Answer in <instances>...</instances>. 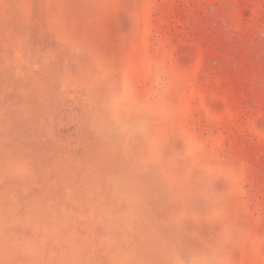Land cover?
Here are the masks:
<instances>
[{"label":"rangeland","instance_id":"374dc122","mask_svg":"<svg viewBox=\"0 0 264 264\" xmlns=\"http://www.w3.org/2000/svg\"><path fill=\"white\" fill-rule=\"evenodd\" d=\"M0 264H264V0H0Z\"/></svg>","mask_w":264,"mask_h":264}]
</instances>
